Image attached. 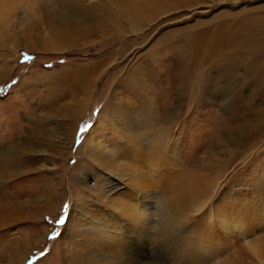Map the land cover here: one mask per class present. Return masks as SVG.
<instances>
[{
	"label": "rangeland",
	"instance_id": "rangeland-1",
	"mask_svg": "<svg viewBox=\"0 0 264 264\" xmlns=\"http://www.w3.org/2000/svg\"><path fill=\"white\" fill-rule=\"evenodd\" d=\"M90 1L98 3L93 15L73 26L68 35L58 37L67 41L62 43V51L19 47L18 56L9 58L13 73L0 83V143H9L19 151L23 150L22 144L18 146L23 137L38 144L11 165L14 175L0 183V264H11V257L19 258L18 264H67L58 240L75 202L72 190L77 197L86 195L89 201L98 198L97 194H84L74 180L78 146L115 87L129 89L126 102L141 110L144 89H134L135 75L143 79L152 74L149 94L143 97L149 98L152 105L163 104L168 116L175 115L174 119L182 122L176 138L181 143L179 159L184 171L205 173L219 181L221 194L226 193L225 204L244 205L247 199L258 205L263 203L264 83L254 77L253 65L264 61V33L241 30L240 37L248 41H241L244 45L239 48L228 45L232 40L228 46L215 42L213 47L214 40L210 44L208 36L218 29L233 31L247 15L264 14V0H192L170 7L161 15L166 21L152 27L147 38L133 31L129 19L120 11L121 0ZM51 8L44 10L46 18L34 31L41 39L55 38L65 28L53 19ZM97 17L106 24V31H99L91 22ZM83 26L86 30L74 32ZM179 28L183 37L180 49L175 43V47L165 48L167 41L174 39L169 33ZM15 36L12 40H19ZM5 49L11 50L10 46ZM25 54L31 59L25 60ZM97 61L100 64L94 65ZM162 62L167 68L159 67ZM88 76L91 77L86 80ZM21 80L27 85L16 87ZM210 96L212 102L208 104ZM51 102H56L49 112L55 117L39 125L40 110L45 111L43 108ZM34 104L40 110L33 111ZM80 104L84 106L83 113L75 112ZM174 110L178 113L173 114ZM85 125L91 126L81 132ZM116 133L111 129L108 134L115 137ZM39 149L47 153L42 154ZM19 168L22 170L17 171ZM232 194H237V199L231 198ZM61 216L64 223H55ZM229 217L234 219L236 214ZM191 224L193 228L198 226ZM256 229L251 227L250 233ZM208 231L223 235L216 215ZM53 232L58 235L53 237ZM166 242L154 236L151 264H184L177 261L178 256ZM263 247L257 245L256 249ZM229 252L225 254L232 264L250 256L245 255L240 242L232 245V256ZM260 253L264 256V251Z\"/></svg>",
	"mask_w": 264,
	"mask_h": 264
},
{
	"label": "bare ground",
	"instance_id": "bare-ground-1",
	"mask_svg": "<svg viewBox=\"0 0 264 264\" xmlns=\"http://www.w3.org/2000/svg\"><path fill=\"white\" fill-rule=\"evenodd\" d=\"M191 1L121 0L120 11L129 19L133 31H137L136 35L147 38L152 27H157L166 21L161 15L168 8ZM87 2L85 0H0V50L5 49L6 46L11 48L8 51L1 50L0 53V83L13 73L14 67L9 58L13 55L18 56L20 51L16 49L19 47L46 52L62 51L60 47L67 41L63 42L58 37L63 38L73 26L88 20L89 16L93 15V8L98 3L90 0ZM48 8L52 10L50 13L53 19L55 18L56 22H60L65 28L62 26L64 30L55 38L48 36L46 39H41L34 31L46 18L44 10ZM248 16L251 15L241 18L233 31L218 29L211 32L208 36L210 44L211 40H214L211 44L213 47L216 46L215 42L227 45L232 40L228 45L239 48L244 45L241 41H248L247 38L240 37L241 30L247 28L248 31L264 33V14ZM101 19L97 17L91 22L95 28L104 32L107 27ZM85 23L87 24V21ZM144 26L147 28L144 29ZM84 30L86 26L81 29L76 28L74 32L79 33ZM181 31L182 29L179 28L171 31L172 33L168 32L174 39L171 42L167 41L165 48L175 47V44L176 47L180 46L183 38ZM28 33L31 35L27 36ZM14 35H17L15 38L19 40H12ZM9 51L12 52L11 55ZM93 64L99 65L100 62ZM184 64L183 60L181 65ZM159 67L166 65L162 62ZM253 70L256 80L264 83V61L255 63ZM153 77L151 74L150 77L138 79L135 75L133 79L134 89L140 87L144 89L141 96L145 100L140 111L126 102L129 89H125L122 85L115 87L94 125L89 128L87 136L78 146L77 162L72 171L74 180L79 188L84 190V194H97L98 198L89 201L85 199L86 195L77 197L76 191L72 190L75 202L58 240L66 263L151 264L152 244L154 236H158L167 241L166 243L178 256L177 261H182L184 264H232L225 253L230 251L227 254L232 256L231 247L239 242L244 247L245 255L250 256L238 260L235 264H264V256L260 253L264 251V247L256 249L257 245L264 246V199L261 205L251 199H247L244 205L240 202L225 204L226 193L221 194L219 181L216 182L205 173L184 171V163L179 159L181 143L176 138L182 122L175 120L174 118H177L175 115L174 118L168 116L163 104L152 105L149 98L143 97L149 94L148 88L151 87ZM99 79L100 77L94 80V85ZM22 80L16 87L27 85ZM210 97L211 99L206 100L208 104L212 102L213 96ZM55 107L56 102H51L48 107L43 108L45 110L43 111L40 110V106L34 104L33 111L40 110L39 125L55 117L49 113ZM78 107L75 112L83 113L84 106L80 104ZM175 112L178 113V110H174L173 114ZM111 129L117 132L115 137L108 134L111 133ZM21 144L23 150L19 151L9 143L8 145L0 143V183L14 175L11 165L22 155L31 153L38 145L29 137H23V140L18 142V146ZM40 151L42 154L46 152L42 149ZM21 170V168L17 169V171ZM160 170L165 172L161 173ZM237 197V194L231 195V198L237 199ZM221 200L222 204H220ZM231 213L236 214L234 219L229 217ZM215 215L220 222L223 235L218 231L216 233L208 231ZM219 215L221 216L218 218ZM1 219L3 217L0 208V222ZM192 222L197 223L198 226L193 228ZM251 227H257L253 234L250 233ZM251 235H255L256 238L252 239ZM218 259L220 263L217 262ZM19 260L17 257L10 258L11 264H18Z\"/></svg>",
	"mask_w": 264,
	"mask_h": 264
},
{
	"label": "snow or ice",
	"instance_id": "snow-or-ice-1",
	"mask_svg": "<svg viewBox=\"0 0 264 264\" xmlns=\"http://www.w3.org/2000/svg\"><path fill=\"white\" fill-rule=\"evenodd\" d=\"M29 59H31V57L28 56L27 54H25V60H29ZM0 91H2V89H0ZM90 126H91V125H85V126H83V127L80 129V131L83 132V131H85L86 128H89ZM72 162H74V161H72ZM65 208H67V205H65ZM64 221H65L64 217L61 216V218H60L59 220H57L55 223H57V224H63ZM57 235H58V233H56V232H53V233H52V236H53V237H55V236H57ZM42 255H43V253H42Z\"/></svg>",
	"mask_w": 264,
	"mask_h": 264
}]
</instances>
